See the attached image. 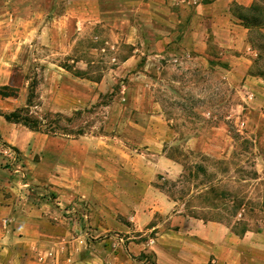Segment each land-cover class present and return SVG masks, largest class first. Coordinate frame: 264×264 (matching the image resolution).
<instances>
[{
	"label": "rangeland",
	"instance_id": "rangeland-1",
	"mask_svg": "<svg viewBox=\"0 0 264 264\" xmlns=\"http://www.w3.org/2000/svg\"><path fill=\"white\" fill-rule=\"evenodd\" d=\"M72 1L0 0V121L17 113L41 123L31 130L9 122L25 132L88 140L79 149L88 154L91 182L77 194L59 193L52 182L54 166L68 168L70 152L35 154L29 142L13 165L1 147L0 169L17 175L20 189L34 188L26 162L53 175L40 198L50 206L43 228L51 234L32 260L217 264L200 251L190 256L181 235L172 234L193 220L221 224L240 238L264 232V84L233 78L227 60L188 61L179 50L153 59L148 32L141 59L124 64L132 49L126 39L119 50L107 45L113 37L101 25L69 34L73 26L61 15ZM19 241L7 244L23 251ZM11 255L0 253V264H27L22 254Z\"/></svg>",
	"mask_w": 264,
	"mask_h": 264
},
{
	"label": "crops",
	"instance_id": "crops-1",
	"mask_svg": "<svg viewBox=\"0 0 264 264\" xmlns=\"http://www.w3.org/2000/svg\"><path fill=\"white\" fill-rule=\"evenodd\" d=\"M111 1L73 0L69 3L65 14L61 15L64 22L73 26V32L69 34L83 31L89 24L101 25V28L111 32L112 41L107 40L106 44L112 45L113 49L119 50L120 41L126 39L124 43L133 52L124 59V64H128L141 59L137 54L143 44H147L144 33L148 32L153 39L148 42L155 51L153 59L164 58L165 53L179 50L185 54L183 59L188 61L208 60L211 64V60H227L233 67V78L245 80L246 85L264 84L263 79L248 75L257 52L249 43L250 30L242 25L233 12L235 4L248 8L257 0H127L125 5L124 0H120L117 6H111ZM125 11L129 13L126 18L123 14ZM96 38L100 39L98 36ZM212 47L225 52L223 59H215L210 51ZM178 60L175 58L173 61L177 63ZM13 125L0 121V150L7 145L22 153L31 142L35 154L61 157L68 151L71 155L68 168L54 166L56 172H53L55 179L52 182L58 185L55 190L59 193L73 191L76 194L89 191L87 186L88 180L91 182V175L85 170L90 167L85 162L88 154L81 152L82 148L79 149V145L87 144L86 138L67 143L56 137L25 132ZM28 157L33 158L32 154ZM26 164L28 178L34 186L31 191L18 187L17 175L0 169V253L12 254V257L14 253H18V256L22 254L27 264H36L32 260L34 252L46 243L42 241L43 236L47 238L51 234L43 228L47 220L46 211L50 210V206L40 202L45 193L41 185L44 180H52L53 175L40 163ZM193 221L189 229L183 227L179 233L172 234L175 238L181 235V240L190 248V256H197L200 251V255L205 258L213 256V262L217 264H264V232H249L240 238L229 233L221 224ZM74 228L76 236L80 235L76 224ZM64 233L67 238L70 236ZM168 236L164 234L163 240L166 241ZM16 238L24 247L23 251L17 252L7 244L10 239ZM70 252L67 249L62 260ZM78 262L76 264L90 263L88 260Z\"/></svg>",
	"mask_w": 264,
	"mask_h": 264
},
{
	"label": "trees",
	"instance_id": "trees-1",
	"mask_svg": "<svg viewBox=\"0 0 264 264\" xmlns=\"http://www.w3.org/2000/svg\"><path fill=\"white\" fill-rule=\"evenodd\" d=\"M233 12L241 21L242 25L250 30L249 43L253 50L257 52V56L255 60H253L248 75L264 80V0H257L248 8L235 4L233 6ZM211 64L213 63L211 62ZM222 65L224 67L228 66L225 63ZM0 116H2L1 113ZM4 117L8 122L21 121L31 130H37L41 125L38 120H32L29 117L22 118L19 117L17 113L6 115ZM78 134L82 135L83 133L79 132Z\"/></svg>",
	"mask_w": 264,
	"mask_h": 264
},
{
	"label": "built area",
	"instance_id": "built-area-1",
	"mask_svg": "<svg viewBox=\"0 0 264 264\" xmlns=\"http://www.w3.org/2000/svg\"><path fill=\"white\" fill-rule=\"evenodd\" d=\"M3 148L4 149H3L2 154L5 155L4 157L6 158V161H7L6 163L14 165L15 162L21 158L19 152L17 150H15L13 147L4 146ZM16 172H21V175H23L24 171L16 170Z\"/></svg>",
	"mask_w": 264,
	"mask_h": 264
}]
</instances>
